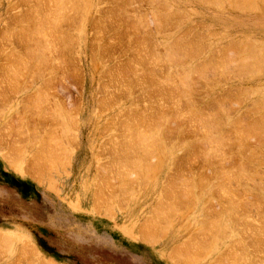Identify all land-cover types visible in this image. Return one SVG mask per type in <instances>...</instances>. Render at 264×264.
<instances>
[{
    "label": "rangeland",
    "instance_id": "obj_1",
    "mask_svg": "<svg viewBox=\"0 0 264 264\" xmlns=\"http://www.w3.org/2000/svg\"><path fill=\"white\" fill-rule=\"evenodd\" d=\"M35 1L0 0V264H238L239 261V264L241 262H243L242 264H264V7L261 0L254 1L256 3L255 6L260 9H255V3H252V1L250 2L253 5H249L251 3L245 4L248 0H245V2L242 0H219V2H217L218 0L216 2L215 0H208L207 2H205L206 0L204 2H202L203 0H89V2L83 1L80 3L73 0L72 3L76 2L79 6L77 4L74 5L75 8H71V13L77 8L78 11L79 7L84 8L82 11L83 16L81 8L79 10L80 13L76 11L79 14H77L78 17L80 16L81 18L82 16L79 23V18L73 15L76 12L72 13V15L70 12L68 13L69 16L73 17L72 21H70L71 17L65 15L60 19V15H63L61 6L64 9L67 2L63 5L58 0L57 4L61 3L62 5L58 9L61 10L58 11L61 14L56 19L60 23L58 26L61 25L63 27V22L61 24L60 19L64 21L65 27L64 29L55 27L58 30L57 33L60 32V34H62L61 31H65L64 34H66L68 29L69 39L71 40V37L73 39V42H71L72 40L68 39L67 34L66 36L64 35L67 42L65 44L70 45V42L72 44L70 45V51L65 49L67 54L69 52L70 55H65L67 59L65 61L67 64L69 63L68 67L71 69L64 67V70L63 66L59 67L62 61L59 63L56 61L59 66L55 68L52 66V72L51 69H44L43 74L46 75L39 80L36 77L34 78L37 68L35 64H42L43 60L41 58H46L49 54V56H52V45L56 46L57 50L62 48L63 41L61 38L63 39V36L59 34L62 36L61 38L58 37L60 41H57V37L54 38L59 36L58 34L56 35L54 22H51L53 25L49 22L50 25L47 24L48 27H46L45 23L49 19L52 21L51 18L48 19L46 16L50 15L49 12L52 10L56 11L51 6V0H49L50 2L45 0L47 3L49 2L50 6L43 0H41L43 4L38 1L36 3L37 6H35ZM70 1L69 3H71ZM237 1L240 4H244V7L242 4V6L238 5ZM62 2L64 3L65 0H62ZM31 3H33L34 7L42 8L41 10H43L35 9L36 14L40 11V14H46V16L39 15V13L36 15L33 12V6L32 9L29 7ZM38 3L41 5H38ZM72 3L69 4L68 8L71 7ZM86 3L88 4L87 6ZM43 5L49 6L52 10H49V7L47 8L46 6L43 8ZM234 5H237L236 7L240 6L241 10L236 9ZM246 6H248L250 11L247 10L248 8L245 9ZM252 6L255 11L251 9ZM68 8L65 7L64 12ZM46 10L48 12H45ZM53 11L52 13H55V16L59 14L56 13L57 11ZM32 13H34V17H32ZM35 15L43 16L47 20L41 18L40 20L42 21L39 22L40 17L36 18ZM49 15L48 17H53L54 20V15ZM162 16L170 17L165 19L164 23L166 20L167 23L169 22L167 25L166 23L164 24L165 27L164 25L159 27L157 23ZM21 17H23L22 20H20ZM31 18H35L34 21ZM17 19H19V22H17ZM56 19L55 24L57 22ZM68 19L69 23L67 24L66 21ZM73 21H77V24H72ZM23 22L24 25L22 24ZM41 22H45L43 25L46 27H41L42 36L44 37L45 34H48L45 35L47 37L51 36L50 40H46V42H50L49 44L52 47L51 53L48 50L50 46L39 35L41 32L37 34V31L33 29L36 27L35 24ZM17 23L22 24L23 28L21 27L20 29V25ZM25 23H28L29 26ZM13 26H15L14 29ZM66 26L72 27L69 30ZM27 28L28 30L30 29L29 32L32 30L33 34L36 32V36H33L32 39L31 33L28 36L25 35V30L28 33ZM36 28L38 29V27ZM47 28L51 29H49L50 32L54 31L50 33ZM58 28H61V31ZM46 29L47 32L43 35V31H46ZM75 29L80 31L78 32ZM19 33L20 35L22 34V37L20 35L18 37ZM23 36L31 39V42ZM35 37L42 39L37 41L39 38H36V42L34 41ZM75 38L78 40L76 41ZM177 40L189 43L196 40V42H200V48L198 47L195 55L186 56L184 55L186 54L184 50L180 53L179 50L181 49L177 48ZM41 41H43V45L47 44L46 47L48 46V49L44 48L45 46L43 48L48 52L42 50L46 54L44 53L43 57L38 56L37 58L35 56L36 53L33 54L35 51H32L31 48H36L37 52L42 46L39 43ZM248 41L250 45L254 42L251 47L256 49L250 50ZM33 42L36 44H33ZM165 42L167 43L165 44ZM234 43H238V46L230 47ZM168 44L172 45V47L169 48ZM243 46L246 50L245 48L244 50L242 49ZM38 47L39 49H37ZM247 47L249 56L245 57L246 59L241 58L244 59L245 63L247 61L245 67L244 64H241L243 60H239V62L236 60L235 54H241L239 57H242V54L248 55ZM173 48L178 51V53L176 52V57ZM41 49L39 52H41ZM54 49L53 58L56 56ZM170 49L173 50L171 51ZM231 49H234V51H232L233 53L230 52L229 57V52L228 55L225 52ZM27 50L30 51V54ZM65 50L64 53H66ZM168 50H170V54L173 53V59L172 57H170L171 59L169 58L171 55ZM252 50L257 54L256 56L262 55L261 58L259 57L262 60L260 65H258L260 60L255 58L256 56H251L250 51L254 53ZM257 50H261V52L256 53ZM236 51L238 52L236 53ZM241 51H246V53ZM31 53L35 59L30 57V55L32 56ZM222 54L227 55V57L222 56ZM13 55L18 60H14ZM166 55H169L168 58L166 57L168 60L170 59L169 61L165 58ZM180 55L182 57L183 55L185 56L180 59L181 61L183 59L182 64L180 60H177ZM18 56H22L24 59ZM68 56L71 59L67 58ZM189 58H192V61ZM228 58L231 61L233 58L236 60V64L229 60L232 65L234 64L233 67H231V64H229L230 66L228 65ZM254 58L257 65L254 64ZM38 59L42 61L40 60L39 62ZM56 59L58 60L57 56L55 57ZM174 59L177 63L173 61ZM225 59L226 64L224 62ZM12 60L15 62H11ZM210 61H212L211 65ZM171 62L172 64H169ZM66 63L65 66L67 65ZM173 63L176 64L173 66ZM251 63L255 65V67H252V69L254 68L252 72L250 71L251 68L249 69V64ZM53 64H56L55 61ZM213 64L218 66L216 65L215 67ZM208 65L210 66L208 67ZM235 65L236 67H234ZM199 66H202L205 70ZM206 66L209 70L206 69ZM237 66L243 67L238 68ZM42 68L39 70H43ZM57 68L58 70L62 69L58 71ZM192 68L195 69L192 71ZM256 68H259V70ZM53 69L56 70V74H54ZM240 69H242V72ZM188 70H190L189 76H187L189 74ZM202 70L205 76H203ZM168 71L170 76L167 73ZM183 72H188L185 76L192 79L189 78V81L187 78L183 79L182 85L186 83V79L188 82L182 88L181 84H179L181 82L179 78H181L180 74ZM200 72L202 75L199 74ZM49 73L50 76H48ZM150 74L151 77L149 76ZM165 74L169 79L172 75H174V78L172 77L169 80L166 77V81ZM181 76H183L182 78L185 77L184 74ZM158 80L161 82L159 81V83ZM40 81L44 82L38 84ZM190 83H193L191 88L194 93L191 90L189 92L188 90L186 91ZM172 84L175 85L174 88L178 85V89L183 91L176 93L178 89L174 91ZM38 90H43V92L40 91V94ZM38 94L39 96H37ZM44 97L47 98L43 102L47 111L53 112L52 109H55V104H57L56 106L62 104L61 107H66H62L65 112L63 111V115H60L59 121L53 122L48 118L35 114L37 111L35 107L37 100L41 98L42 101ZM29 107L35 108L30 109ZM34 111V114L31 113ZM176 111L181 113L176 116ZM61 118L65 119L66 132L61 128L64 126V124L61 125V122H63V120H60ZM139 118H141V121ZM160 121L165 125L161 126ZM55 122H58V125H55ZM59 122L61 126H59ZM156 122H159L160 126L156 125ZM150 127L153 128L154 132L162 130V136L165 138L160 137V131L159 135V132L154 133L151 131ZM167 128L173 129L172 131L171 129L169 130L171 133H168ZM61 129L63 131L62 134L65 133L63 134L64 137L60 134ZM240 131L241 134H239ZM129 132L132 133V137ZM139 133H141L140 139H134L133 137L136 134L139 135ZM59 134L61 138L57 137ZM247 134L251 137L248 136L250 137L248 138ZM51 135L52 137L56 135V141L54 139V142L59 139L63 140L59 141L61 144L58 143L60 149L55 147L56 143L54 145L55 148L50 145L52 144L50 142L53 141L51 140L53 139L50 137ZM142 135L147 140L145 141V144L147 142L146 149H150V142H155V146L152 148L154 150L158 147L155 152L161 158H157L155 152L153 154L155 156L151 158L153 150L149 151V153L145 150L148 156L150 155L149 158L146 156L147 153L145 151H143L145 152V154L143 153L144 155L138 153L139 151L141 152L140 147L143 144H140L142 141L139 143L137 141L145 139ZM156 135L158 136L157 140ZM244 135L246 136L244 137ZM148 136H152L151 141ZM154 136L156 141L153 139ZM218 136L220 141H216L219 139L216 138ZM159 137L160 140L158 139ZM204 138H206L205 141H203ZM47 139L48 142L50 141L48 149H54L55 155L58 156L51 158L50 162V158L46 161L47 158L43 157V160L41 156L44 154L42 155L43 152H40L43 150L45 152L48 151L47 146H43V149L41 144L43 140L46 143ZM135 140L137 141L135 142ZM48 142L45 145H48ZM126 143L128 144L126 145ZM136 144H138L137 148H135ZM217 144L220 147H217ZM203 149L206 151L204 152ZM209 150L212 151L210 152L211 156H208L210 155ZM123 151H125L126 155ZM135 151L139 156L138 154L136 155ZM132 152L134 153L132 154ZM160 153L165 156L162 154L164 156L162 158ZM165 153H168V156ZM61 154L63 157L59 158ZM132 155H134L133 158L138 156L140 159L135 158L137 162L132 161ZM171 155H174V157ZM141 156L145 159H142ZM146 159V162H149V166H146V162L143 161ZM126 161L133 164L130 165ZM163 161L166 163H163ZM159 162L161 164H158ZM134 163L137 164L135 165ZM156 163L158 166L162 165V168L159 166L160 169L157 170L158 167H156V170L152 169L150 172L148 171L149 173H146L143 167L150 168L152 164L154 166ZM136 167L138 169H135ZM122 168L131 170L130 172L133 175L129 170L124 171ZM239 168L241 172L238 171ZM224 169H227L228 172ZM139 170L143 171L144 174L140 173L141 171L139 172ZM119 172L122 173L120 174ZM239 172L243 174H239ZM229 173L231 174L229 175ZM125 175L126 177H124ZM175 175L177 179L183 178L181 181L185 182L181 186L179 184L180 181L177 180L180 186L177 189H175ZM233 176L235 180L231 178ZM122 177L123 179L126 178L124 180L128 186L123 182ZM188 178L190 181L187 180ZM230 178L231 181L229 182ZM170 181L171 184L174 183L171 185L169 184ZM226 183L227 185H225ZM123 184L126 185L124 186ZM185 184L189 186L185 187ZM219 187L220 189H218ZM186 188L187 192L185 191ZM224 189L225 191L223 192ZM190 191L194 192L193 194H196V196L192 195ZM189 192L192 199L189 196ZM226 205L231 210L234 208L233 206L239 207L237 209L239 213L235 209L236 207L232 211L236 218L230 212L231 210L227 209L228 207L226 208ZM223 211L226 214H223ZM156 212L159 213L157 214ZM207 213L211 220H208ZM222 215H224L225 219ZM226 215L234 218H228L227 220ZM242 215L243 217H241ZM245 215L247 216L245 217ZM158 216L161 218V222H159ZM167 216L170 217L167 218ZM153 217L157 219L158 226H156V222H153L155 221ZM219 217L222 218L219 219ZM217 218L218 221L216 220ZM212 220L220 222L221 226L217 224L221 227V230L217 231L216 227H213L214 229L211 228V225L215 226L216 224ZM222 220L228 221L226 223L227 226L223 224L225 221L223 222ZM249 222L253 226H250ZM150 223L154 224L153 227H149ZM199 224L202 226L205 224L207 228L200 225L202 227H200V230ZM223 226L227 227L225 231L222 230L224 229L222 228ZM243 226L247 230L243 229ZM259 226L260 228H258ZM148 227L150 231L153 232V229L155 231L153 239L146 238L143 234L144 231H149L146 230ZM249 229L253 230L254 233L252 231L250 233ZM254 229L258 230V232ZM199 230L203 231L200 232ZM244 230L248 233L245 234ZM214 231L218 236L221 234L223 238L216 237ZM217 232H220V234ZM222 232L223 234L226 233V235H222ZM212 233L215 235H212ZM228 234L230 235L227 236ZM233 234H235V237L232 239ZM252 234L255 236H252ZM209 235L212 236V238L210 237L211 240ZM249 235L251 238H249ZM258 235L263 241L258 238ZM239 238L240 240L238 241ZM255 239H259L260 241H258L261 243L259 244ZM209 241L213 243V247L217 245L216 248H213ZM233 241H235V244ZM195 243L200 246L197 248L193 247L194 245L196 246ZM187 244L192 246L187 248L185 246ZM253 244L255 246L258 245L257 249ZM185 247L187 250L194 248L196 251L194 255L197 254V257L192 258V256L194 257L192 255L190 259L191 254L189 255L187 252L193 253L194 250L187 251ZM179 248L182 250L184 248L183 252H187L183 253ZM206 248H210V250ZM179 250L183 253L181 256L187 254L189 257L187 259H185L186 255L181 257L178 254ZM197 251L200 252L197 253ZM232 251L233 253H231ZM227 253L231 257H227ZM198 254L201 255L200 258H198ZM232 255L236 257V259H233L234 261L232 260ZM237 255L240 256L238 257ZM223 257L224 260L221 259ZM242 257L245 259H241ZM247 257L249 258L247 259Z\"/></svg>",
    "mask_w": 264,
    "mask_h": 264
},
{
    "label": "bare ground",
    "instance_id": "obj_2",
    "mask_svg": "<svg viewBox=\"0 0 264 264\" xmlns=\"http://www.w3.org/2000/svg\"><path fill=\"white\" fill-rule=\"evenodd\" d=\"M27 1H28V0H27ZM29 1H31V0H29ZM38 1H41V0H36V1H35V4H34L35 6H37L36 3H37ZM43 1H45V0H43ZM43 1H41V3H42ZM47 1H49V0H47ZM47 1H45V2L47 3ZM53 1H54V0H51V2H50V1H49V2L52 3L51 6L54 7V8H53V7H52V8H53V9H56L57 12H56L55 10L53 11V10L49 7V6H50L49 2L47 3V4H49V6H46V5H45V6H46L47 8L49 7V8H48L49 10L51 9L53 12L59 13V14H57V15L55 16V13H52V11L49 12L50 15H51V14L54 15V17H55L54 20H53V17H48L49 14H48L47 16H46V14H40V11H38V10H41L42 8H41V9H40V8L38 9V8L34 7V6L32 5V4L34 3L33 1H32L33 3H31V6H29V7H31V9H32V6H33V8H34L33 12H35V14H36L35 9H38L37 11H38L39 15H45L48 19H49V18L52 19V21H50V19H49L47 23H45V22H41V23H38V24H40V25L35 24L36 27H38V29H37L36 27L33 28V29H34L35 31H37V34L40 33V32L42 31L41 27L44 26V25H43L44 23H45L46 25H47V24L50 25L51 22H54V27H55V26H56V27H62L61 25L58 26V24H60V23H58V20L56 19L57 17H59L58 15H60V14L63 12V15H60V19H61L64 15H65V16H69L68 13H69V12L71 13L70 10H71L72 7L75 8L74 5H76V4L78 5V3L83 2V1H84V2H87V1H88V2H89V0H86V1H85V0H81V1L76 0V1H78V3H76V2H75V3H72L73 0H72V1H70V0H68V1L65 0V2L63 3L62 0H60L61 3H62L63 5H64L66 2L69 3V1L72 3L71 7H69V8H68V6H70L69 4H71V3H69V4L66 3V4H65V7L68 8V10H69V11H68L67 9L65 10V12L67 11V12H66L67 15H66V14H64V13H65V12H64L65 7H64V9H63V7L61 6V5H62L61 3H59L60 5L57 4V2H59L58 0H55L54 2H53ZM63 1H64V0H63ZM74 1H75V0H74ZM164 1H165V0H164ZM207 1H208V0H206L205 2H207ZM210 1H212V0H210ZM210 1H209V2H210ZM213 1H214V0H213ZM216 1H217V0H215V2H216ZM225 1H226V0H225ZM228 1H229V0H228ZM233 1H235V0H233ZM242 1L245 2V0H242ZM242 1H241V2H242ZM248 1H249V2H248ZM248 1H247V3H245V4L251 3L250 1H252V3H255V2H254L255 0H248ZM262 1H263V0H261V3H262V5H263V7H264V4H263L264 2H262ZM55 2H56V3H55ZM90 2H91V1H90ZM202 2H204V0H203ZM217 2H219V0H218ZM221 2H222V1H221ZM23 3H24V2H23ZM165 3H166V2H165ZM165 3H163V4H165ZM233 3H234V2H233ZM252 3L249 4V5H253ZM42 4H43V3H42ZM53 4H57V5H55V6H57V8H55V6H54ZM81 4H82V3H81ZM94 4H95V3H94ZM167 4H169V3H167ZM167 4H166V5H167ZM212 4H213V3H212ZM215 4H216V3H215ZM217 4H218V3H217ZM227 4H228V3H227ZM237 4L239 5L240 2L237 1ZM241 4H242V3H241ZM241 4H240V6L243 5V7H244V4H242V5H241ZM38 5H41V4L38 3ZM58 5H59V7H58ZM66 5H67V6H66ZM87 5H88V4L86 3V6H87ZM249 5H248V6H249ZM255 5H256V3L254 4V6H255ZM45 6L43 5V8H45ZM60 6H61V8H62L63 11L58 10V9H60ZM78 6H79V5H78ZM78 6H76V7H78ZM83 6H84V5H83ZM164 6H165V5H164ZM167 6H168V5H167ZM217 6H218V5H217ZM220 6H221V5H220ZM234 6H235V5H234ZM236 6H237V5H236ZM236 6H235V7H236ZM240 6H239V7H240ZM248 6H246L245 9L248 8ZM38 7H40V6H38ZM41 7H42V6H41ZM235 7H234V8H235ZM239 7H236V9L238 8V10H241V8H239ZM80 8H81V7H79V10L82 9V8H81V9H80ZM249 8H250V6H249ZM249 8H248L247 10L250 11ZM256 8H257V6H255V9H256ZM31 9H30V11H31ZM77 9H78V8H77ZM77 9H76V10L73 9L74 11H72V13H75V12L77 11ZM83 9H84V8H83ZM83 9L81 10V12L83 11ZM167 9H168V8H167ZM251 9H254L253 6H252ZM255 9H254V11H255ZM257 9H260V8L258 7ZM79 10L77 11L78 13H80ZM242 10H243V8H242ZM41 11H43V10H41ZM58 11H61V13L58 12ZM27 12H28V11H27ZM31 12H32V11H31ZM45 12H48V10H46ZM77 12H76L75 14H73V15H76V16H77V14H78ZM88 12H89V11H88ZM38 13H37V14H38ZM42 13H44V12H42ZM72 13H71V15H72ZM156 13H159V12H156ZM32 14H33L32 17H34V13H32ZM37 14H36V15H37ZM118 14H119V13H118ZM166 14H167V13H166ZM27 15H28V13H27ZM36 15H35V16H36ZM50 15H49V16H50ZM78 15H79V14H78ZM76 16H75V18H76ZM82 16H83V12H82ZM82 16H81V18H82ZM138 16H139V15H138ZM23 17H24V16H23ZM23 17H21L20 20H22ZM28 17L30 18V16H28ZM37 17H40V16H36V18H37ZM69 17H71V16H69ZM140 17H141V16H140ZM154 17L157 18V16H155V15H154ZM41 18L44 19L45 17H44V18H43V16L40 17V18H39V22L42 21V20H40ZM66 18H68V17H66ZM72 18H73V17L70 18V21H72ZM77 18H79V19H78V23H79V20H80L81 18H80V16H79V17L77 16ZM77 18H76V19H77ZM166 18H170V17H168V16H162V17H160V20L158 19L157 23L159 24V27H162L165 23H166V25L169 23V22L167 23V20H166V22L164 23V21H165ZM31 19H33V18H31ZM31 19H29V20H31ZM34 19H35V18H34ZM34 19H33V21H34ZM45 19H46V18H45ZM55 19H56V21H57L56 24H55ZM60 19H59V21L61 22V24H62V22H63V27H62V28L64 29V27H65V26H64V21H63V20H60ZM76 19H75V20H76ZM140 19H141V18H140ZM17 20H18L17 22H19V19H17ZM24 20H25V19H24ZM36 20H37V19H36ZM46 20H47V19H46ZM152 20H153V19H152ZM37 21H38V20H37ZM43 21H44V20H43ZM138 21H139V20H138ZM20 22H22V21H20ZM26 22H28V21H26ZM29 22H30V21H29ZM49 22H50V23H49ZM66 22H67V24H68V23H69V19H68V21H66ZM73 22H74V23H73ZM73 22H72V24H74V25H75V23L77 24V21H76V22L73 21ZM80 22H81V20H80ZM154 22H155V21H154ZM154 22H153V23H154ZM30 23H31V22H30ZM36 23H37V22H36ZM103 23H104V22H103ZM162 23H163V24H162ZM13 24H15V23H13ZM17 24H18V23H17ZM22 24L24 25V22H23ZM22 24H21V25H22ZM25 24L29 26L28 23H25ZM32 24H33V23H32ZM51 24H52V23H51ZM80 24H81V23H80ZM80 24H78V25H80ZM18 25H20V23H19ZM21 25H20V29H21V27H22ZM35 25H33V26H35ZM52 25H53V24H52ZM52 25H51V26H52ZM78 25H77V26H78ZM39 26H40V27H39ZM51 26H50V27H51ZM67 26H69V25H67ZM67 26H66V28H69V27H67ZM72 26H73V25H72ZM72 26H71V27H72ZM82 26H83V25H82ZM141 26H142V25H141ZM143 26H144V25H143ZM156 26H157V25H156ZM14 27H15V26H13V29H14ZM26 27H27V26H26ZM46 27H48V25H47ZM46 27L44 26L43 28H46ZM52 27H53V26H52ZM54 27H53V29H54ZM56 27H55V29H56V35H57V34L59 35L60 32L57 33L58 30H57ZM71 27L69 28V30L71 29ZM75 27H76V26H75ZM75 27H73V28H75ZM164 27H165V25H164ZM166 27H167V26H166ZM8 28H9V27H8ZM22 28H23V27H22ZM73 28H72V29H73ZM144 28H145V26H144ZM18 29H19V26H18ZM18 29H16V30H18ZM31 29H32V28H31ZM36 29H37V30H36ZM39 29H41V30H39ZM47 29H48V28H47ZM47 29H46V31H45V30L43 31V35L45 34V32H47ZM49 29H50V28H49ZM49 29H48V30H49ZM58 29H59V28H58ZM60 29H61V28H60ZM60 29H59V31H61ZM63 29H62V30H63ZM24 30H25V29H24ZM27 30H28V28H27ZM29 30H30V29H29ZM29 30H28V33H27V31L25 30V32H26L25 35L28 36V34L31 33V36H32V37H31V36H30V37H31V39H32L33 36H36V35H35L36 32L33 34V33L31 32L32 30H31L30 32H29ZM34 30H33V32H34ZM50 30H51V29H50ZM50 30H49L48 32H50ZM73 30H74V29H73ZM75 30H76V29H75ZM99 30H100V29H99ZM6 31H7V30H6ZM9 31L11 32V30H9ZM13 31H14V30H13ZM20 31H23V30H20ZM38 31H39V32H38ZM52 31H54V30H52ZM52 31H51L50 33H52ZM66 31H67V33H68V29H67ZM76 31H78V30H76ZM79 31H80V30H79ZM79 31H78V32H79ZM18 32H19V31H18ZM23 32H24V31H23ZM23 32H22V34L25 33V32H24V33H23ZM64 32H65V31H64ZM64 32L61 31L62 34H60V35L63 36V39L61 38L62 36H60V35L54 37V38L57 37V38H56L57 41H60V39L58 40V37L61 38V40L63 41V43H62V45H61L62 48H60V49L57 50V49L55 48L56 46H53V45H52L53 49L55 48V49H54V50H55L54 53H56L55 55L57 56L58 60H60V61H58L57 59L55 60V57H56V56L53 58L54 54H52V53H53V49H52V53H51V48H52V47H51L50 44H49L50 42H49V43L46 42V40H50V37H51V36H50V37L45 36V35H48V34H45V35H44V37H45L46 39L42 36V32H41L39 35L42 36L43 41L45 40V42L48 43V45L50 46L49 49H48V46L46 47L47 44H45V42H44L45 45L42 44L43 41L39 42V43L42 44V46H40V47L42 48V49L40 48V49H41V52H39V51H40L39 47L37 48V49H39V50H37V52H39L40 54L36 52V48L33 47L35 50H34L33 48H31L32 51H35V52H33V54L36 53L35 56H37V58H38V56L43 57V56H44V53L46 54V52H43V51H42V50L47 51V50L44 49V48H47V49L50 51L51 55H52V56H49V55H50V54H49L46 58H41V57H39V58H41L43 61L40 59V60L42 61V62H41L42 64H40V63H39L40 65H38V64L36 65V64H35V66H36L37 68H36V71H35V76H34V78L36 77L37 80L41 79L42 76H45V75H46V74H45V75L43 74V73H44V72H43L44 69H47V70H48V69H51V72H52V68H53V67H54V68H55V67H58L59 65L57 64V62L59 63V62L62 61V63H60V66H59V67H61V66H63V68H64V67H68V64H69V63H68V64L66 63V61H65L66 56H65V55H69V52H68V54H67V51H66V50L69 49L68 51H70V45H72L71 42H73V39H72V37H71V40H72V41H71V40L69 39L70 37L68 36L69 34L66 33L68 39L71 41V42L69 41V42H70V45H69V44L66 45L65 43H67V42H66V39L64 38V35L66 36V34H64ZM99 32H100V31H99ZM13 33H14V32H13ZM15 33H17V32H15ZM50 33H49V34H50ZM54 33H55V32H54ZM72 33H73V32H72ZM74 33H75V32H74ZM6 34H7V33H6ZM10 34H12V33H10ZM22 34L20 35V33H19V34H18V37H19V35L22 37ZM50 35H51V34H50ZM53 35H55V34H53ZM75 35H76V34H75ZM204 35H205V34H204ZM6 36H7V35H6ZM10 36H11V35H10ZM16 36H17V35H16ZM16 36H15V37H16ZM37 36H38V35H37ZM70 36H71V34H70ZM196 36H197V35H196ZM23 37H24V36H23ZM16 38H17V37H16ZM24 38H26L27 40L29 39V38H27V37H24ZM36 38H37V37L34 38V41H36V40H35ZM38 38H39V37H38ZM38 38H37V39H38ZM42 38H39L37 41L41 40ZM76 38H78V37L76 36ZM76 38H75V39H76ZM196 38H197V37H196ZM200 38H201V37H200ZM22 39H23V38H22ZM31 39H29L30 42H31ZM174 39H175V38H174ZM9 40H10V39H9ZM77 40H78V39H76V41H77ZM20 41H21V40H20ZM32 41H33V40H32ZM37 41H36V42H37ZM74 41H75V40H74ZM76 41H75V42H76ZM165 41H166V40H165ZM178 41H179V40H177V42H178ZM191 41H192V40H191ZM240 41H241V40H240ZM21 42H22V41H21ZM23 42H24V41H23ZM27 42H28V41H27ZM75 42H74V43H75ZM169 42H170V41H169ZM177 42H176V44H177V46H178L177 48L181 49V50H179L180 53L183 52L182 50H184V53H186V54H184V55H186V56H187V55L190 56V55H192V54L195 55V54L197 53L196 51H197L198 47L200 48V42H196V40L193 41V42H191V43H189V42H183V41H181V42L179 41L178 43H177ZM195 42H196V43H195ZM217 42H218V41H217ZM248 42H249V41H248ZM59 43H60V42H59ZM130 43H131V42H130ZM166 43H167V42H165V44H166ZM194 43L197 44V45H195ZM209 43H210V42H209ZM215 43H216V42H215ZM252 43L254 44V42H252ZM33 44H36V43L33 42ZM41 44H39V45H41ZM63 44H64V47H63ZM165 44H164V45H165ZM241 44H244V43H241ZM253 44H252V45H253ZM28 45H29V44H28ZM68 45H69V46H68ZM74 45H76V44H74ZM74 45H73V46H74ZM168 45H169V44H168ZM236 45L238 46V43H236V44L234 43L233 45L231 44L230 47H231V46H236ZM244 45H245V44H244ZM246 45H247V43H246ZM249 45H250V42H249ZM252 45H250V47H251ZM33 46H34V45H33ZM36 46H38V45H36ZM44 46H45V47H44ZM58 46H59V45H58ZM154 46H155V45H154ZM166 46H167V45H166ZM169 46H170L169 48L172 47V45H169ZM228 46H229V45H228ZM247 46H248V45H247ZM43 47H44V48H43ZM71 47H72V46H71ZM74 47H75V46H74ZM175 47H176V46H175ZM202 47H203V45H202ZM250 47H249L250 50L254 48V47H251V48H250ZM57 48H58V47H57ZM72 48H73V47H72ZM141 48H142V47H141ZM177 48H176V50H177ZM244 48H245V47L243 46L242 49L244 50ZM257 48H258V47H257ZM65 49H66V50H65ZM173 49H174V51H175V48H173ZM173 49H172V50H173ZM228 49H229V47H228ZM249 49H248V47H247V54L249 53V52H248ZM254 49H256V48H254ZM254 49H253V50H254ZM258 49H260V48H258ZM263 49H264V48H263ZM29 50H30V49H29ZM64 50L66 51V53H64ZM170 50H171V49H170ZM170 50H168V53L170 52ZM172 50H171V51H172ZM201 50H202V49H201ZM225 50H226V49H225ZM239 50H240V49H239ZM239 50H238V51H239ZM245 50H246V48H245ZM253 50H252V51H253ZM261 50H262V48H261ZM261 50H260V51L257 50L256 53H257V52H261ZM0 51H1V50H0ZM27 51H28V50H27ZM27 51H26V53H27ZM232 51H234V49H233V50L231 49V50H229V51H227V52H225V53H227V55H228V52H229V55H228V56L230 57V52H232ZM238 51H236V53H237ZM29 52H30V51H28V53H29ZM42 52H43V54H42ZM47 52H48V51H47ZM142 52H143V51H142ZM176 52L178 53V51H175V52H174L175 57L177 56V53H176ZM199 52H200V51H199ZM202 52L204 53L203 50H202ZM212 52H213V51H212ZM241 52H243V51H241ZM253 52H254V51H253ZM76 53H77V52H76ZM170 53H171V52H170ZM170 53H169V54H170ZM203 53H202V54H203ZM210 53H211V52H210ZM232 53H233V52H232ZM239 53H240V51H239ZM243 53H246V51H244ZM11 54H12V53H11ZM13 54H14V53H13ZM29 54H30V53H29ZM29 54H28V55H29ZM31 54H32V53H31ZM33 54H32V56L30 55V57H32V59H35V58L33 57V56H34ZM37 54H38V55H37ZM41 54H42V55H41ZM73 54H74V53H73ZM142 54H143V53H142ZM172 54H173V53H172ZM172 54H170L171 56L166 55L165 58H166V57L168 58V56H169V58L172 57V59H173V58H174V57H173L174 55H172ZM234 54H235V53H234ZM237 54H238V53H237ZM237 54H235V56L237 57L236 60H237L238 62H239V60H240V61L243 60V61H241V64H242V65L244 64V66L247 65V64H246L247 61H246V63H245L244 59H241V58H245V57L247 58V57L249 56V54H248V55L244 54V55H246V56H244V55L242 54V57H241V56L239 57V55H241V54H238V55H237ZM250 54H251V56H252V55H253V56H256V55H257V54H255V52L252 53L251 51H250ZM254 54H255V55H254ZM259 54H260V53H259ZM259 54H258V55H259ZM6 55H7V54H6ZM15 55H16V53H15ZM26 55H27V54H26ZM26 55H24V56H26ZM181 55H182V54H181ZM181 55H180V58H179V56H178L179 59H177V60H180L181 58L185 57L184 55H183V57H182ZM200 55H201V53H200ZM220 55H221V54H220ZM227 55L225 56V55L222 54V56H225V57H227ZM232 55H233V54H232ZM69 56H70V55H69ZM69 56H68L67 58H69ZM71 56H72V55H71ZM197 56H198V54H197ZM251 56H250V57H251ZM18 57L20 58V57H22V56H18ZM26 57H27V56H26ZM158 57H159V56H158ZM190 57H191V56H190ZM238 57H239V59H238ZM259 57L261 58L262 55L260 54L259 56H256V57H255V58H258V59L260 60L258 65H260V64H261L260 62L262 61ZM22 58H23V57H22ZM22 58H21V59H22ZM28 58H29V56H28ZM73 58H74V57H73ZM167 58H166V59H167ZM203 58H204V57H203ZM209 58H210V57H209ZM212 58H213V57H212ZM221 58H222V57H220V59H221ZM246 58H245V59H246ZM252 58H253V57H252ZM255 58L253 59V61L255 62L254 64L257 65V64H256V61H255V60H256ZM13 59H14V60H18L17 58H15L14 55H13ZM21 59H19V60H21ZM23 59H24V58H23ZM25 59H27V58H25ZM69 59H71V58H69ZM146 59H147V58H146ZM153 59H154V58H153ZM156 59H157V58H156ZM170 59H171V58H170ZM170 59H169V60H170ZM184 59H185V58H184ZM189 59H191V61H192V58H189ZM217 59H218V58H217ZM217 59H216V60H217ZM220 59H219V61H220ZM14 60H12L11 62H15ZM38 60H39V59H38ZM40 60H39V62H40ZM63 60H64V61H63ZM66 60H67V59H66ZM157 60H158V59H157ZM160 60H161V59H160ZM169 60L167 59V61H169ZM210 60H211V59H210ZM222 60H223V58H222ZM229 60H230V58H228V62H229ZM234 60H235V59L233 58V60H232L233 62H232L231 60H230V61H231L232 63H235V64H236V60H235V61H234ZM34 61H35V60H34ZM54 61H55V63H56L57 65H56V64H55V65L53 64ZM56 61H57V62H56ZM155 61H156V60H155ZM173 61L176 62L175 59H174ZM180 61H181V60H180ZM182 61H183V59H182ZM182 61H181V64H182ZM184 61H185V60H184ZM188 61H189V60H187V62H188ZM196 61H197V60H196ZM208 61H209V60H208ZM63 62H65L67 65L65 66V63H63ZM178 62H179V61H178ZM187 62H186V63H187ZM211 62H212V61H210V65H211ZM214 62H217V61H214ZM221 62H223V61H221ZM221 62H220V63H221ZM224 62H225V64L227 63V62H226V59L224 60ZM33 63H34V62H33ZM158 63H159V62H158ZM176 63H177V62H176ZM176 63H173V66H174ZM188 63H190V62H188ZM220 63H219V65H220ZM31 64H32V63H31ZM61 64H62V65H61ZM63 64H64V65H63ZM72 64H73V62H72ZM136 64H137V63H136ZM169 64H172V62L169 63ZM195 64H196V63H195ZM205 64H206V63H205ZM207 64H208V63H207ZM214 64H215V63H214ZM214 64H213V65H214ZM221 64H222V63H221ZM229 64H231V63L229 62L228 65H229ZM238 64H239V63H238ZM241 64H240V65H241ZM254 64H253V65H252V63L249 64V65L251 66V67L249 66V69L251 68V69H250L251 72H252V70H254V68L252 69L253 66L255 67ZM74 65H75V64H74ZM148 65H149V64H148ZM179 65H180V64H179ZM210 65H208V67H209ZM216 65H217V64H216ZM216 65H214V66L216 67ZM223 65H224V64H223ZM233 65H234V64H233ZM233 65L231 64V67H233ZM262 65H263V64H262ZM262 65H261V67H262ZM52 66H53V67H52ZM69 66H71V65H69ZM169 66H172V65H169ZM203 66H204V65H203ZM217 66H218V65H217ZM225 66H226V65H225ZM229 66H230V65H229ZM40 67H41V68L43 67V68H42L43 70H39V69H41ZM158 67H159V66H158ZM199 67L201 68L202 66H199ZM208 67L206 66V69H208ZM222 67H224V66H222ZM226 67H227V66H226ZM234 67H236V65H235ZM237 67H238V66H237ZM239 67L242 68L243 66H242V67L239 66ZM239 67H238V68H239ZM245 67H246V66H245ZM245 67H244V68H245ZM68 68H70V67H68ZM175 68H176V67H175ZM188 68H190V67H188ZM197 68H198V67H197ZM202 68H203V67H202ZM211 68H213V67L211 66ZM217 68H218V67H217ZM220 68H221V67H220ZM227 68H229V67H227ZM247 68H248V67H247ZM14 69H15V67H14ZM61 69H62V68H60V69L58 70V68H57L58 71H60ZM70 69H71V68H70ZM169 69H170V68H169ZM193 69H195V68H192V71H193ZM203 69H204V68H203ZM214 69H215V68H214ZM214 69H213V71H214ZM218 69H219V68H218ZM229 69H230V68H229ZM231 69H232V68H231ZM234 69H235V68H234ZM245 69H246V68H245ZM245 69H243V70L245 71ZM249 69H247V70L249 71ZM256 69L259 70V68H256ZM261 69H263V68H261ZM15 70H16V69H15ZM47 70H45V71H47ZM64 70H65V68H64ZM160 70H161V69H160ZM186 70H187V69H186ZM196 70H197V69H196ZM204 70H205V69H204ZM208 70H209V69H208ZM210 70L212 71V69H210ZM219 70H220V69H219ZM237 70L239 71V69H237ZM257 70H256V71H257ZM55 71H56V70L53 69L54 74H56ZM156 71H157V70H156ZM177 71H178V70H177ZM192 71H191V72H192ZM240 71L242 72V69H240ZM248 71H247V72H248ZM250 71H249V72H250ZM16 72H18V71H16ZM16 72H15V73H16ZM47 72H48V71H47ZM66 72H67V68H66ZM174 72H175V71H174ZM188 72H189V74L187 75ZM188 72H187V73L185 72L186 74H185L184 72H183L182 74H180V77H181V78H179V80L181 79V82H180L179 80H178V81L180 82L179 84H181V87H182L183 85H185V84L189 81V78H191V77H188V78H187V77L185 76V75H187V76L190 75V70H188ZM198 72H199V71H198ZM201 72L204 73L203 70H202ZM201 72H200L199 74H201ZM219 72H220V71H219ZM251 72H250V73H251ZM254 72H255V71H254ZM120 73H121V72H120ZM152 73H153V72H152ZM167 73L169 74V71H168ZM178 73H179V72H178ZM180 73H181V72H180ZM193 73H195V72H193ZM255 73H256V72H255ZM52 74H53V73H52ZM122 74H123V73H122ZM122 74H121V75H122ZM124 74H126V73L124 72ZM124 74H123V75H124ZM155 74H156V73H155ZM157 74H158V73H157ZM173 74H174V73H173ZM183 74H184V76H185L184 78H182L183 76H181V75H183ZM212 74H213V73H212ZM224 74H226V73H224ZM244 74H245V73H244ZM246 74H247V73H246ZM21 75H22V74H21ZM67 75H69V74H67ZM201 75H202V74H201ZM201 75H200V76H201ZM207 75H208V74H207ZM48 76H50V73H49ZM110 76H111V75H110ZM118 76H119V74H118ZM149 76L151 77V74H150ZM157 76H158V75H157ZM169 76H170V74H169ZM173 76H174V75H172V77H173ZM203 76H205V73H204ZM203 76H202V77H203ZM113 77H114V76H113ZM119 77H120V76H119ZM138 77H139V76H138ZM153 77H154V76H153ZM166 77H168V76H166V74H165V79H166ZM172 77H171V78H172ZM176 77H177V75H176ZM178 77H179V76H178ZM51 78H52V77H51ZM171 78L169 79V77H168L169 80H171ZM173 78H174V77H173ZM185 78H187L188 81H187V79H186V83L182 85V83L184 82L183 79H185ZM205 78H206V77H205ZM46 79H47V78H46ZM120 79H121V78H120ZM138 79H139V78H138ZM151 79L153 80V78H151ZM151 79H150V80H151ZM160 79H161V78H160ZM191 79H192V78H191ZM191 79H190V80H191ZM42 80H44V79H42ZM58 80H59V78H58ZM117 80H118V79H117ZM129 80H130V79H129ZM147 80H148V79H147ZM49 81H50V80H49ZM123 81H124V80H123ZM148 81H149V80H148ZM159 81H160V80H158V82H159ZM166 81H167V79H166ZM182 81H183V82H182ZM41 82H42V81H40V83H38V84H41ZM43 82H44V81H43ZM43 82H42V83H43ZM154 82H155V80H154ZM160 82H161V81H160ZM160 82H159V83H160ZM192 82H193V81H192ZM45 83H46V81H45ZM45 83H44V84H45ZM50 83H52V82H50ZM53 83H54V82H53ZM139 83H140V82H139ZM151 83H152V82H151ZM172 83H173V82H172ZM46 84H47V83H46ZM118 84H119V83H118ZM165 84H166V83H165ZM173 84H175V83H173ZM173 84H172V87L174 88V86H175L176 84H175V85H173ZM192 84H193V83H192ZM192 84H191V83H190V85L188 84L189 86L186 85V86H187L186 91H187V90H188V92H189L190 90L192 91V88H191V87H192ZM15 85H16V84H15ZM15 85H14V86H15ZM42 85H43V84H42ZM47 85H48V84H47ZM53 85H54V84H53ZM127 85H128V84H127ZM129 85H131V84H129ZM143 85H144V84H143ZM153 85H155V84H153ZM153 85H152V86H153ZM156 85H157V84H156ZM196 85H197V84H196ZM38 86H40V85H38ZM158 86H159V85H158ZM169 86L171 87L170 84H169ZM186 86H184V87H186ZM48 87H49V86H48ZM124 87H125V86H124ZM178 87H179V86L177 85V87L174 88V91H176L175 89H178ZM181 87H180V88H181ZM15 88H16V86H15ZM127 88H128V87H127ZM130 88H131V86H130ZM182 88H183V87H182ZM170 89H171V88H170ZM14 90H15V89H14ZM47 90H48V89H47ZM50 90H51V89H50ZM171 90H172V89H171ZM181 90H182V89H181ZM181 90L178 89V91H176V93L179 92V91H181ZM38 91H39V90H38ZM40 91H41V90H40ZM40 91H39V93H40ZM182 91H183V90H182ZM184 91H185V89H184ZM186 91H185V92H186ZM193 91H194V90H193ZM193 91H192V92H193ZM209 91H210V90H209ZM224 91H225V90H224ZM41 92H43V90H42ZM153 92H154V91H153ZM171 92H173V91H171ZM256 92H257V91H256ZM183 93H184V92H183ZM193 93H194V92H193ZM40 94H41V93H40ZM127 94H128V93H127ZM186 94H187V93H186ZM191 94H192V93H191ZM208 94H209V93H208ZM42 95H43V94H42ZM153 95H154V94H153ZM181 95H182V94H181ZM184 95H185V94H184ZM37 96H39V94H38ZM44 96H45V95H44ZM48 96H49V95H48ZM178 96H179V95H178ZM239 96H240V95H239ZM33 97H34V96H33ZM35 98H37V97H35ZM45 98H46V97H44V98L42 99V101H41V98H39V99L37 100V103H36V106H35V107H36V110H37L38 112L35 110L36 113H35V111H34V112H31V113H33V114L35 113L37 116L40 115V116L43 117V118H48V119L52 120L53 122H54V121H59V117H61V116L63 115V111H64L63 108H64L65 106H64V107L62 106V107H63V108H62V107H61V105H62L61 103H60V104H61L60 106H59V105L56 106L57 104H55V109H52L53 112L47 111V109H46L45 106L43 105V102H44V99H45ZM179 98H180V97H179ZM46 99H47V98H46ZM190 99H191V98H190ZM30 100H31V98H30ZM33 100H36V99H33ZM33 100H32V101H33ZM193 100H194V99H193ZM193 100H191V101H193ZM33 102H34V101H33ZM58 102H59V101H58ZM177 102H178V101H177ZM230 102H231V101H230ZM233 103H234V102H233ZM236 104H237V102H236ZM163 106H164V105H163ZM35 107H33V108H35ZM159 107H160V105H159ZM29 108H30V107H29ZM31 108H32V107H31ZM31 108H30V109H31ZM33 108H32V109H33ZM65 108H66V107H65ZM178 108H179V107H178ZM54 110H55V111H54ZM30 111H31V110H30ZM67 111H68V110H67ZM180 111H181V110H180ZM58 112L61 113V114H59ZM64 112H65V111H64ZM68 112H69V111H68ZM166 112H167V111H166ZM260 112H261V111H260ZM57 113H58V114H57ZM176 113H177V111H176ZM178 113H181V112H178ZM178 113H177L176 116H178ZM152 114H153V113H152ZM168 114H169V113H168ZM186 114H187V113H186ZM60 115H61V116H60ZM67 115H68V114H67ZM132 115H133V114H132ZM139 115H140V114H139ZM252 115H253V114H252ZM37 116H35V117H37ZM68 116H69V115H68ZM136 116H137V115H136ZM141 116H142V115H141ZM204 116H205V115H204ZM134 117H135V116H134ZM144 117H145V116H144ZM43 118H42V119H43ZM63 118H64V117H63ZM63 118H61L60 120H63V122H64L65 119H63ZM165 118H166V117H165ZM193 118H194V117H193ZM202 118H203V117H202ZM139 119H140V121H141V118H139ZM142 119H143V118H142ZM188 119H189V117H188ZM215 119H216V118H215ZM34 120H35V119H34ZM40 120H41V119H40ZM154 120H155V119H154ZM175 120H176V119H175ZM191 120H192V119H191ZM191 120H190V121H191ZM202 120H203V119H202ZM205 120H206V119H205ZM42 121H43V120H42ZM149 121H150V120H149ZM152 121H153V119H152ZM156 121H157V118H156ZM164 121H165V120H164ZM198 121H199V120H198ZM216 121H217V120H216ZM231 121H232V120H231ZM235 121H236V120H235ZM39 122H40V121H39ZM60 122H61V121H60ZM60 122H59V126H61V125H63V124H64L63 127L67 126V125L65 124V122H64V123L61 122V125H60ZM144 122H145V121H144ZM150 122H151V121H150ZM214 122H215V120H214ZM240 122H241V121H240ZM35 123H36V122H35ZM42 123H43V122H42ZM55 123H56L55 125H58V122H55ZM147 123H148V122H147ZM147 123H146V124H147ZM153 123L155 124V121H153ZM153 123H152V124H153ZM160 123H161V121H160ZM160 123H159V122H158V123L156 122V125L160 126V125H159ZM181 123H182V122H181ZM189 123H190V122H189ZM191 123H193V122H191ZM210 123H211V122H210ZM210 123H209V124H210ZM212 123H213V122H212ZM251 123H252V122H251ZM167 124H168V123H167ZM172 124H173V123H172ZM133 125H134V124H133ZM149 125H150V123H149ZM156 125H154V126H156ZM162 125H163V123H161V126H162ZM164 125H165V124H164ZM164 125H163V126H164ZM174 125H175V124H174ZM180 125H181V124H180ZM206 125H208V124L206 123ZM213 125H214V124H213ZM236 125H239V124H236ZM242 125H243V124H242ZM59 126H58V127H59ZM150 126H151V125H150ZM154 126H153V127H154ZM204 126H205V125H204ZM234 126H235V125H234ZM9 127H10V126H9ZM63 127H61V128L63 129L64 132H66V130H67L66 127H65V128H63ZM126 127H128V126H126ZM131 127H132V126H131ZM174 127H175V126H174ZM176 127H177V126H176ZM179 127H180V126H179ZM181 127H182V126H181ZM252 127H253V126H252ZM138 128H139V127H138ZM145 128H146V127H145ZM147 128H148V127H147ZM150 128H151V127H150ZM158 128H159V127H158ZM158 128H157V130H159ZM162 128H164V127H162ZM162 128H161V129H162ZM182 128H183V127H182ZM210 128H211V127H210ZM62 129H61V131H60V134H62V132H63ZM64 129H65V130H64ZM129 129H130V127H129ZM151 129H152L151 131H153V128H151ZM154 129H156V127H154ZM167 129H168V128H167ZM170 129H171V131L173 130L172 128H170ZM170 129H168V133H171V131H169ZM164 130H165V128H164ZM174 130H175V129H174ZM177 130H178V129H177ZM131 131H132V130H131ZM151 131H150V132H151ZM159 131H160V130H159ZM159 131H155V132L158 133ZM161 131H162V130H161ZM161 131H160V132H161ZM179 131H180V130H179ZM179 131H178V132H179ZM140 132H141V131H140ZM153 132H154V131H153ZM153 132H151V133H153ZM155 132H154V133H155ZM160 132L158 133L159 135H160ZM182 132H183V131H182ZM182 132H181V134H182ZM245 132H246V131H245ZM257 132H258V128H257ZM130 133H131V132H129V134H130ZM132 133H133V131H132ZM132 133H131V137L133 136ZM141 133H142V132H141ZM141 133H139V135H137V134H138V132H137V134L135 135L136 137L134 136L133 138H134V139H137V138L140 139L139 137H140V134H141ZM144 133H145V132H144ZM162 133H163V132H161L160 137H163V136H162ZM165 133H166V132H165ZM209 133H210V132H209ZM236 133H238V131H236ZM243 133H244V132H243ZM250 133H251V132H250ZM255 133H256V131H255ZM51 134H52V132H51ZM53 134H54V133H53ZM60 134L57 135V137L59 136V137L61 138ZM63 134H65V133H63ZM63 134H62V135H63ZM134 134H135V133H134ZM158 134H157V135H158ZM239 134H241V131H240ZM49 135H50V133H49ZM152 135H153V134H152ZM157 135H156V140H157V137L159 136V135H158V136H157ZM165 135H166V134H165ZM170 135H171V134H170ZM214 135H215V134H214ZM216 135H217V134H216ZM234 135H235V134H234ZM55 136H56V135H55ZM55 136H54V135H53V137H52V135L50 136V137L53 138V139L50 138L51 140H53L52 142L49 141V142L52 143V144H50V143L48 142V139H47L46 143H45V140H43L44 143H43V142L41 143V144H42V148H43V146H45V147L47 146L46 148H47V150H48V151H46V152H45V150L40 151V152H43L42 155L44 154V155L41 156V157H42V159H43V157H44V158L46 157V158H47V159L45 158L46 161H48V159L50 158L49 162H50L53 158H55L57 155H55V150H54V149L50 148V150H49L48 147H49L50 145H53L52 147H54V145L57 144L55 147L58 148V147H59V146H58L59 141H63V140L59 139L57 142H54ZM142 136H144V135H142ZM235 136H236V135H235ZM245 136H246V135H244V137H245ZM248 136H250V135L247 134V137H248ZM47 137H48V136H47ZM63 137H64V135H63ZM148 137H150V136H148ZM151 137H152V136H151ZM151 137L149 138V140L151 139ZM160 137L158 138L159 140H160ZM202 137H203V136H202ZM210 137H211V136H210ZM214 137H215V136H214ZM214 137H213V138H214ZM250 137H251V136H250ZM250 137H248V138H250ZM44 138H45V137H44ZM141 138H142V137H141ZM144 138H145V136H144ZM154 138H155V136L153 137V139H154ZM163 138H165V137H163ZM211 138H212V137H211ZM216 138H219V139H217L216 141H220V137H219V136L216 137ZM228 138H229V137H228ZM239 138H242V137H239ZM50 139H49V140H50ZM57 139H58V138H57ZM62 139H63V138H62ZM161 139H162V138H161ZM199 139H200V138H199ZM199 139H198V141H199ZM207 139H208V136H207ZM245 139H246V138H245ZM127 140H128V139H127ZM131 140H133V139H131ZM154 140H155V139H154ZM156 140H155V141H156ZM205 140H206V138H204L203 141H205ZM212 140L214 141V139H212ZM225 140H226V139H225ZM55 141H56V139H55ZM133 141H134V140H133ZM136 141H137V140H135V142H136ZM140 141H142V143H140V144H143V145H144V144H145V141H147V140H146V138H145V139H143V140H139V141H137V142L139 143ZM143 141H144V143H143ZM150 141H151V140H150ZM150 141H148V142H150ZM161 141H162V140H161ZM167 141H168V140H167ZM244 141H245V140H244ZM40 142H41V140H40ZM47 142H48V145H45V144H47ZM53 142H54V144H53ZM127 142H128V141H127ZM130 142L132 143V141H130ZM152 142H153V141H152ZM157 142H158V141H157ZM162 142H163V141H162ZM162 142H161V143H162ZM55 143H56V144H55ZM131 143H130V144H131ZM154 143H155V142H154ZM154 143H151V142H150L151 146L149 147V148H150L149 150H148V148L146 149V147H147V145H146L147 142H146V144L144 145L145 147H144L143 145H141V147H140V145H139V147H140V149H141V152L139 151L138 153H142V154H140V155H144L145 152L147 153V151H148V153H149V151L153 150L152 147L155 146ZM183 143H184V142H183ZM213 143H215V142H213ZM216 143H219V142H216ZM244 143H245V142H244ZM43 144H44V145H43ZM49 144H50V145H49ZM59 144H61V142H60ZM127 144H128V143H126V145H127ZM134 144H135V143H134ZM134 144H133V148H134ZM164 144H165V141H164ZM171 144H172V143H171ZM206 144H207V143H206ZM220 144H221V143H220ZM222 144H223V141H222ZM224 144H225V143H224ZM122 145H124V144H122ZM175 145H176V144H175ZM183 145H185V144H183ZM188 145H189V144H188ZM203 145H205V144L203 143ZM212 145H215V144H212ZM217 145H218L217 147H220L219 144H217ZM120 146H121V145H120ZM131 146H132V145H131ZM137 146H138V144H136V147H135V148H137ZM142 146H143L144 148H143ZM148 146H149V144H148ZM157 146H158V145H157ZM166 146H167V144H166ZM185 146H186V145H185ZM210 146H211V143H210ZM40 147H41V146H40ZM55 147H54V148H55ZM128 147H129V146H128ZM171 147H172V146H171ZM202 147H203V146H202ZM213 147H215V146H213ZM130 148H131V147H130ZM142 148H143V150H142ZM151 148H152V149H151ZM156 148H158V147H156ZM156 148H155V149H156ZM187 148H188V147H187ZM200 148H201V147H200ZM209 148H210V147H209ZM40 149H41V148H40ZM43 149H44V148H43ZM59 149H60V147H59ZM59 149H58V150H59ZM63 149H64V148H63ZM125 149H126V148H125ZM140 149H139V150H140ZM155 149H154V150L152 151V153H151V158H152L153 156H155V155H153L154 152L157 151V150H155ZM174 149H175V148H174ZM174 149H173V150H174ZM206 149H207V148H206ZM216 149H217V148H216ZM38 150H39V149H38ZM41 150H42V149H41ZM131 150H133V149L131 148ZM145 150H147V151H145ZM159 150H160V149H159ZM170 150H171V149H170ZM170 150H169V151H170ZM219 150H220V148H219ZM59 151H60V150H59ZM61 151H63V150H61ZM136 151H137V150H136ZM136 151H135V153H136ZM143 151H145V152H143ZM162 151H163V150H162ZM166 151H167V150H166ZM203 151L205 152L206 150L203 149ZM221 151H222V150H221ZM40 152H39V153H40ZM44 152H45L46 154H45ZM56 152H57V151H56ZM123 152L125 153V151H123ZM160 152H161V150H160ZM210 152H212V151L209 150V153H210ZM57 153H58V152H57ZM57 153H56V154H57ZM59 153H60V152H59ZM118 153H119V152H118ZM129 153H130V152H129ZM133 153H134V152H132V154H133ZM138 153H136V155H137ZM143 153H144V154H143ZM148 153L146 154V156L149 158L150 155L148 156ZM163 153H164V152H163ZM163 153H160L161 156H162V158L165 156ZM169 153H170V152H169ZM221 153H222V152H221ZM155 154L157 155L156 152H155ZM162 154H163L164 156H163ZM165 154H166V156H168V155H167L168 153H165ZM172 154H173V151H172ZM37 155H38V153H37ZM40 155H41V154H40ZM125 155H126V153H125ZM125 155H124V156H125ZM134 155H135V154H134ZM134 155H132V157H131V158L133 159L132 161H135V160H136L135 158H139V157H138L139 154H138V156H136L135 158H133ZM158 155H159V154H158ZM158 155H157V158H161V157L158 156ZM174 155H175V154H174ZM174 155H171V156L174 157ZM205 155H206V153H205ZM61 156H62V154L60 155L59 158H61ZM128 156H130V155L128 154ZM208 156H211V153H210V155H208ZM35 157H36V156H35ZM41 157H40V159H41ZM57 157H58V156H57ZM62 157H63V156H62ZM125 157H126V156H125ZM147 157H146V158H147ZM206 157H207V155H206ZM218 157H219V156H218ZM218 157H217V158H218ZM254 157H255V156H254ZM36 158H37V157H36ZM51 158H52V159H51ZM126 158H127V157H126ZM126 158H124V159H126ZM141 158H142V159H145V158H143V156H141ZM148 158H147V159H148ZM169 158H170V157H169ZM175 158H176V157H175ZM208 158H210V157H208ZM208 158H207V159H208ZM214 158H215V157H214ZM249 158H250V157H249ZM37 159H38V158H37ZM57 159H58V158H57ZM139 159H140V158H139ZM142 159H141V160H142ZM147 159H146V160H143V161L146 162ZM165 159H166V158H165ZM205 159H206V158H205ZM43 160H44V159H43ZM55 160H56V159H55ZM59 160H60V159H59ZM137 160H138V159H137ZM141 160H140V161H141ZM36 161H37V160H36ZM132 161H131V162H132ZM140 161H138V162H140ZM143 161H142V162H143ZM52 162H53V161H52ZM135 162H137V161H135ZM145 162H143V163H145ZM161 162H162V161H161ZM207 162H208V161H207ZM126 163H129V162L126 161ZM126 163H125V164H126ZM163 163H166V162L163 161ZM59 164H60V163H59ZM129 164H130V163H129ZM132 164H133V163H131L130 165H132ZM134 164L136 165L137 163H134ZM145 164H146V166H149V165H148L149 162H146ZM150 164H151V163H150ZM158 164H161V163L159 162ZM158 164L156 163V164L154 165L155 167H154L153 164H152V167H150L151 169H150V168H147V167H146L147 169H146L145 167H143V168L146 170V173H149L152 169L154 170L156 167H158L157 170L160 169V168H162V165H159V166H160V168H159ZM46 165H47V164H46ZM56 165H57V164H56ZM130 165H129V166H130ZM139 165H140V167H141V164H140V163H139ZM139 165H137V166L139 167ZM156 165H157V166H156ZM171 165H172V164H171ZM43 166H44V164H43ZM124 166H125V165H124ZM150 166H151V165H150ZM131 167H133V166H131ZM140 167H139V168H140ZM171 167H172V166H171ZM38 168H39V167H38ZM124 168H125V167H124ZM133 168H134V167H133ZM39 169H41V168H39ZM122 169H123V168H122ZM122 169H120V170H122ZM135 169H138V168L136 167ZM140 169L142 170V168H140ZM148 169H149V170H148ZM221 169H223V168H221ZM221 169H220V170H221ZM116 170H117V168H116ZM123 170H124V169H123ZM123 170H122V171H123ZM125 170L128 171L129 169H125ZM125 170H124V171H125ZM141 170H139V172H140ZM145 170H144V171H145ZM155 170H156V169H155ZM170 170H171V169H170ZM170 170H169V171H170ZM224 170H227V169H224ZM56 171H57V170H56ZM130 171H131V170H129V172H130ZM136 171H137V170H136ZM148 171H149V172H148ZM238 171H240V168H239ZM243 171H244V170H243ZM245 171H246V170H245ZM154 172H157V171H154ZM171 172H172V171H171ZM174 172H175V171H174ZM227 172H228V170H227ZM240 172H241V171H240ZM240 172H239V174H243V173H240ZM119 173H120V172H119ZM121 173H122V172H121ZM121 173H120V174H121ZM130 173H131V172H130ZM134 173H136V172H134ZM140 173H143V171H141ZM251 173H252V172H251ZM116 174H117V173H116ZM125 174H127V173H125ZM131 174H132V173H131ZM137 174H138V173H137ZM143 174H144V173H143ZM175 174H176V173H175ZM223 174H224V173H223ZM230 174H231V173H229V175H230ZM261 174H262V173H261ZM132 175H133V174H132ZM140 175H142V174H140ZM263 175H264V174H263ZM119 176H120V175H119ZM129 176H130V175H129ZM129 176H128V177H129ZM185 176H186V175H185ZM220 176H221V175H220ZM249 176H250V175H249ZM254 176H255V175H254ZM259 176H260V175H259ZM124 177H126V175H125ZM128 177H127V178H128ZM141 177H142V176H141ZM169 177H170V176H169ZM173 177H174V176H173ZM238 177H239V175H238ZM144 178H145V177H144ZM170 178H171V177H170ZM175 178H176V175H175L174 179H175ZM231 178L234 179V176L231 177ZM231 178H230V180H228L229 182L231 181ZM259 178H260V177H259ZM48 179H49V178H48ZM121 179H123V177H122ZM124 179H126V178H124ZM124 179H123V182H125V183L127 184V182H126ZM130 179H131V178H130ZM171 179H172V178H171ZM182 179H183V178H182ZM182 179L179 180V179L176 178L175 181H176V184H177V185L175 184V189H177V187H180V186L178 185V183H177L178 181L181 182V183L179 182L180 185H181L182 183H185V182L181 181ZM244 179H246V178H244ZM254 179H255V178H254ZM144 180H145V179H144ZM146 180H147V179H146ZM177 180H178V181H177ZM185 180H186V179H185ZM187 180H189V178H188ZM234 180H235V179H234ZM263 180H264V179H263ZM189 181H190V180H189ZM242 181H243V179H242ZM172 182H173V181H172ZM226 182H227V180H226ZM252 182H253V180H252ZM254 182H255V181H254ZM262 182H263V181H262ZM173 183H174V182H173ZM173 183H172V184H173ZM189 183L191 184V182H189ZM223 183H224V182H223ZM227 183H228V182H227ZM227 183H226L225 185H227ZM126 184H123V185L125 186ZM169 184H171V181H170ZM172 184H171V185H172ZM186 184H187V183H186ZM186 184H185V185H186ZM240 184H241V183H240ZM255 184H256V183H255ZM261 184H262V183H261ZM185 185H184V186H185ZM225 185H224V186H225ZM228 185H229V184H228ZM252 185H253V184H252ZM127 186H128V184H127ZM181 186H182V185H181ZM188 186H189V185H188ZM188 186L186 185L185 187H188ZM230 186H231V185H230ZM239 186H240V185H239ZM239 186H238V187H239ZM130 187H132V186H130ZM192 187H193V186H192ZM231 187H232V186H231ZM231 187H229V188H231ZM183 188H184V187H183ZM194 188H195V187H194ZM221 188H222V187H221ZM229 188H228V191L230 192V191L232 190V188H231V190H230ZM164 189H165V188H164ZM168 189H169V188H168ZM168 189H167V190H168ZM170 189H171V188H170ZM218 189H220V187H219ZM122 190H123V188H122ZM162 190H163V189H162ZM172 190H173V188H172ZM193 190H194V189H193ZM247 190H248V189H247ZM247 190H246V191H247ZM249 190H250V189H249ZM164 191H166V190H164ZM185 191L187 192V188H186ZM221 191H222V190H221ZM224 191H225V189L223 190V192H224ZM234 191H235V190H234ZM244 191H245V190H244ZM263 191H264V190H263ZM179 192H181V190H179ZM190 192H191V191H190ZM190 192H189V194H190ZM194 192H195V190H194ZM194 192H193V193H194ZM223 192H222V194H223ZM172 193H173V192H172ZM191 193H192V192H191ZM193 193H192V195H195V196H196V194H193ZM210 193H211V192H210ZM230 193H231V192H230ZM230 193H229V194H230ZM232 193H233V192H232ZM169 194H170V193H169ZM169 194H168V195H169ZM177 194H178V192H177ZM187 194H188V193H187ZM112 195H113V194H112ZM259 195H260V194H259ZM259 195H258V196H259ZM163 196H164V195H163ZM189 196L191 197V194H190ZM195 196H193V197L196 198ZM228 196H229V195H228ZM261 196H262V195H261ZM171 197H172V196H171ZM190 197H189V198H190ZM237 197H238V196H237ZM249 197H250V196H249ZM164 199H165V198H164ZM164 199H162V200L164 201ZM173 199H174V196H173ZM187 199H188V198H187ZM191 199H192V197H191ZM248 199H249V198H248ZM198 200H199V199H198ZM259 200H260V199H259ZM163 201H162V203H163ZM186 201H187V200H186ZM189 201H190V200H189ZM193 201H194V200H193ZM240 201L242 202V200H240ZM250 201H251V200H250ZM257 201H258V200H257ZM257 201H256V202H257ZM243 202H245V201L243 200ZM193 203H194V202H193ZM257 203H258V202H257ZM160 204H161V203H160ZM163 204H164V203H163ZM163 204H162V205H163ZM254 204H255V203H254ZM179 205H181V204L179 203ZM227 205H228V204H227ZM227 205H226V208L228 207L227 209H230V210H231V208H229V206H227ZM234 205H236V204H234ZM243 205H244V204H243ZM246 205H248V204H246ZM258 205H259V204H258ZM237 206H239V205L237 204ZM259 206H260V205H259ZM166 207H170V206H166ZM187 207H188V206H187ZM193 207H194V206H193ZM233 207L235 208L236 206H233ZM246 207H247V206H246ZM205 208H206V207H205ZM224 208H225V207H224ZM234 208H233V209H234ZM238 208H239V207H236L235 209L237 210ZM244 208H245V206H244ZM167 209H169V208H167ZM170 209H171V208H170ZM191 209H192V208H191ZM201 209H202V207H201ZM233 209H232L231 211H230V210H229V211L232 212V211H234ZM246 209H247V208H246ZM204 210H205V209H204ZM222 210H224V209H222ZM225 210H226V209H225ZM236 210H235V212L237 213L238 210H237V211H236ZM258 210H259V209H258ZM207 211H209V210H207ZM210 211H211V210H210ZM229 211H228V212H229ZM220 212H221V211H220ZM220 212H219V213H220ZM230 212H229V213H230ZM240 212H241V211H240ZM156 213L158 214L159 212H156ZM212 213H213V212H212ZM219 213H218V214H219ZM238 213H239V211H238ZM157 214H156V216H157ZM223 214H226V212L224 213V211H223ZM230 214H231V213H230ZM230 214H229V216H230ZM232 214H233V212H232ZM243 214H244V213H243ZM210 215H211V214H210ZM219 215H220V214H219ZM233 215H234V217L236 216L235 214H233ZM239 215H240V214H239ZM159 216H160V214H159ZM159 216H158L157 218H159ZM217 216H218V215H217ZM222 216H223V218H224V215H222ZM226 216H227V220H228V218H231V217H228V215H226ZM246 216H247V215H245V217H246ZM169 217H170V216H169ZM169 217L167 216V218H169ZM207 217H209L208 213H207ZM234 217H233V218H234ZM237 217H238V216H237ZM241 217H243V215H242ZM171 218H172V217H171ZM210 218H211V217H209L208 220H211ZM220 218H222V217H219V219H220ZM233 218H231V219H233ZM235 218H236V217H235ZM239 218H240V217H239ZM151 219H152V218H151ZM153 219H155V221H153ZM153 219H152L153 222H156V221H157V219H156L155 217H153ZM159 219H160L159 222H161V218H159ZM224 219H225V218H224ZM203 220H204V219H203ZM216 220L218 221V218H217ZM149 221H151V220H149ZM152 221H151V222H152ZM162 221H163V219H162ZM170 221H171V220H170ZM212 221H213V220H212ZM222 221H223V222L225 221L224 223L222 222L224 225L228 222V221L226 222V220H222ZM147 222H148V220H147ZM153 222H152V223H153ZM157 222H158V221H157ZM157 222H156V224H157ZM191 222H192V221H191ZM231 222H232V220H231ZM169 223H170V222H169ZM178 223H179V222H178ZM200 223H201V221H200ZM213 223H216V224L218 223V224L220 225V222H215V220L213 221ZM156 224H155V225H156ZM167 224H168V222H167ZM196 224H197V223H196ZM201 224H202V223H201ZM201 224L198 225L200 230H201L202 227H206L205 224H204L203 226H202ZM216 224H215V226H213V225L210 224V225L212 226L211 228L216 227L217 231H219V229L221 230V227H220L221 225L219 226L218 224H217V225H216ZM249 224H251V223L249 222ZM153 225H154V224H153ZM153 225L150 223L149 227H151V226L153 227ZM175 225H176V224H175ZM200 225H201L202 227H201ZM210 225H209V226H210ZM243 225L245 226V224H243ZM247 225H248V224H247ZM257 225H258V224H257ZM156 226H158V224H157ZM209 226H208V227H209ZM217 226H219V227L217 228ZM225 226H227V224H226ZM234 226H235V225H234ZM240 226H241V225H240ZM244 226H243V229H244V228L246 229V227H244ZM250 226H253V225L251 224ZM250 226H249V227H250ZM149 227L146 228V230H149V231H144L145 233L143 232V234L145 235L146 238L153 239V234H154L155 231H154V229H153V232L150 231V228H149ZM174 227H175V226H174ZM200 227H201V228H200ZM236 227H237V225H236ZM261 227H262V226H261ZM206 228H207V227H206ZM206 228H204V229L206 230ZM211 228H209V229H211ZM222 228H224V229H222V230H224V231L227 229V227H224V226H223ZM225 228H226V229H225ZM254 228H255V227H254ZM258 228H260V226H259ZM151 229H152V228H151ZM204 229H203V230H204ZM213 229H214V228H213ZM233 229H234V228H233ZM239 229H240V227H239ZM252 229H253V228H252ZM155 230H156V229H155ZM157 230H158V229H157ZM200 230H199V231H200ZM203 230H202V231H203ZM211 230H212V229H211ZM246 230H247V229H246ZM254 230H255V229H254ZM261 230H262V229H261ZM202 231H200V232H202ZM215 231H216V230H215ZM215 231H214V233H215ZM224 231H223V232H224ZM237 231H239V230H237ZM244 231H245V230H244ZM249 231H250V233H251V231L253 232V230H251V229H249ZM255 231L258 232V230H255ZM211 232H212V231H211ZM223 232H222V235H224V234L226 235V233L223 234ZM241 232H242V231H241ZM126 233H128V232H126ZM207 233H209V232H207ZM217 233H218V232H217ZM237 233H238V232H237ZM237 233H236V235H237ZM247 233H248V232H247ZM247 233H246V231H245V234H247ZM253 233H254V232H253ZM259 233L262 234L261 232H259ZM263 233H264V232H263ZM210 234H211V233H210ZM215 234H216V233H215ZM215 234L212 233V235H215ZM218 234H220V232H219ZM240 234H241V233H240ZM225 235H224V236H225ZM229 235H230V234H228L227 236H229ZM233 235H234V236L232 237V239L235 237V234H233ZM253 235H254V234H252V236H253ZM256 235H257V234H256ZM197 236H198V235H197ZM215 236H216V237H221V239L223 238V237L221 236V234H220V236H218L217 234H216ZM215 236H213V237H215ZM241 236H242V235H241ZM241 236H240V238H241ZM246 236H247V235H246ZM254 236H255V235H254ZM210 237L212 238V236L209 235V239L211 240ZM237 237H238V236H237ZM262 237H263V235H262ZM196 238H197V237H196ZM224 238H225V237H224ZM240 238L238 239V241L240 240ZM249 238H251L250 235H249ZM252 238H253V237H252ZM258 238H259V235H258ZM3 239H4V238H3ZM215 239H216V238H215ZM217 239H218V238H217ZM219 239H220V238H219ZM221 239H220V241H221ZM230 239H231V238H230ZM236 239H237V238H236ZM236 239H235V240H236ZM242 239H243V236H242ZM244 239H245V238H244ZM259 239L261 240L262 238H259ZM259 239H258V240H259ZM5 240H6V239H5ZM196 240H197V239H196ZM255 240H256V239H255ZM258 240H256V241L260 244L261 242H259L260 240H259V241H258ZM263 240H264V237H263ZM263 240H261V241H263ZM192 241L194 242V240H192ZM238 241H237V244H238ZM244 241H245V240H244ZM251 241H252V240H251ZM183 242H184V241H183ZM209 242H210V241H209ZM209 242H208V244H209ZM215 242H216V241H215ZM215 242H214V244H215ZM221 242H222V241H221ZM227 242H228V241H227ZM257 242H256V243H257ZM210 243H211V242H210ZM216 243H217V242H216ZM219 243H220V242H219ZM233 243L235 244V241H233ZM233 243H232V244H233ZM241 243H243V242H241ZM262 243H263V242H262ZM7 244H8V243H7ZM195 244H196V243H195ZM197 244H198V243H197ZM197 244H196V246L194 245L193 247H196V248H197L198 246H200L199 244H198V245H197ZM211 244H212L211 246L213 247V243H211ZM209 245H210V244H209ZM215 245H216V244H215ZM228 245H229V242H228ZM228 245H227V246H228ZM239 245H240V244H239ZM185 246L188 248V247H190V246H192V245H191V244H187V245H185ZM216 246H217V245H216ZM216 246H214V247L216 248ZM253 246L256 247V249H257V246H258V245L255 246V245L253 244ZM182 247H183V246H182ZM186 247H185V248H186ZM207 247H208V246H207ZM214 247H213V248H214ZM259 247H260V245H259ZM259 247H258V248H259ZM261 247H262V246H261ZM180 248H181V247H180ZM180 248H179V249H180ZM187 248H186L185 250H187ZM191 249L194 250V248H189L188 250H191ZM206 249H207V250H210V248H206ZM256 249H255V250H256ZM260 249H261V248H260ZM177 250H178V249H177ZM180 250L183 252V251H184V248H183V250H182V249H180ZM180 250H179V252H178V254H180V256H181V254L186 253V252L188 251V250H187V251L181 253ZM196 250H197V249H196ZM198 250H200V249H198ZM207 250H206V251H207ZM233 250H234V249H233ZM211 251H212V250H211ZM226 251L228 252V250H226ZM230 251H231V250H230ZM237 251H238V250H237ZM263 251H264V250H263ZM263 251H262V252H263ZM173 252H175V251H173ZM189 252H190V251H188L187 254H189V255L191 254V255H190V259H191V256L194 255V253H196V251H195V250H194V252L192 251L193 253H189ZM198 252H200V251H197V253H198ZM212 252H213V251H212ZM212 252H211V253H212ZM221 252H222V251H221ZM238 252H240V251H238ZM175 253H176V252H175ZM205 253L207 254V252H205ZM228 253L230 254V252H228ZM228 253H227V257H228V256L231 257V256H230L231 254L228 255ZM231 253H233V251H232ZM171 254H172V253H171ZM187 254H184V255H186L185 259H187V257H189V255L187 256ZM206 254H204V255H206ZM213 254H214V253H213ZM221 254H222V253H221ZM223 254H224V253H223ZM225 254H226V252H225ZM184 255H182L181 257H184ZM204 255H202V256H204ZM219 255H220V252H219ZM233 255H234V254H233ZM233 255H232V256H233ZM242 255H243V254H242ZM195 256L197 257V254H195L194 257L192 256V258H196ZM200 256H201V255L198 254V258H200ZM220 256H221V255H220ZM237 256H238V255H237ZM239 256H240V255H239ZM239 256H238V257H239ZM178 257H179V256H178ZM238 257H237V258H238ZM243 257H245V256H243ZM243 257H242L241 259H245V258H243ZM176 258H177V257H176ZM198 258H197V260H198ZM217 258H218V257H217ZM248 258H249V257H247V259H248ZM183 259H184V258H183ZM183 259H182V260H183ZM185 259H184V260H185ZM188 259H189V258H188ZM190 259L188 260L189 262H190ZM219 259H220V257H219ZM221 259L224 260V257L221 258ZM233 259H236V257L233 256L232 260H233ZM195 260H196V259H195ZM195 260H194V261H195ZM250 260H251V259H250ZM42 261H43V260H42ZM191 261H192V260H191ZM217 261H218V260H217ZM233 261H234V260H233ZM237 261H239V260H237ZM241 261H242V260H241ZM243 261H245V260H243ZM263 261H264V260H263ZM183 262H184V261H183ZM186 262H187V261H186ZM224 262H225V261H224ZM190 263H191V262H190ZM239 263H240V261H239ZM239 263H238V264H239ZM242 263H243V262H241V264H242ZM254 263H255V262H254ZM263 263H264V262H263ZM181 264H182V263H181ZM183 264H184V263H183ZM185 264H186V263H185ZM193 264H194V263H193ZM233 264H234V263H233ZM235 264H236V263H235Z\"/></svg>",
    "mask_w": 264,
    "mask_h": 264
}]
</instances>
